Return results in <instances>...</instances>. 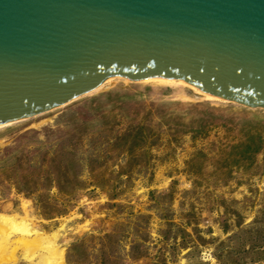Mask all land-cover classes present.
<instances>
[{
  "label": "rangeland",
  "instance_id": "1",
  "mask_svg": "<svg viewBox=\"0 0 264 264\" xmlns=\"http://www.w3.org/2000/svg\"><path fill=\"white\" fill-rule=\"evenodd\" d=\"M10 123L0 213L63 264H264L263 107L120 78ZM16 248L3 264L39 263Z\"/></svg>",
  "mask_w": 264,
  "mask_h": 264
},
{
  "label": "water",
  "instance_id": "2",
  "mask_svg": "<svg viewBox=\"0 0 264 264\" xmlns=\"http://www.w3.org/2000/svg\"><path fill=\"white\" fill-rule=\"evenodd\" d=\"M113 76L264 108V0H0V125Z\"/></svg>",
  "mask_w": 264,
  "mask_h": 264
},
{
  "label": "bare ground",
  "instance_id": "3",
  "mask_svg": "<svg viewBox=\"0 0 264 264\" xmlns=\"http://www.w3.org/2000/svg\"><path fill=\"white\" fill-rule=\"evenodd\" d=\"M120 78L129 80V78L124 76L110 77L101 86H107ZM144 80L151 81V83L157 82L169 85L182 84L191 87L204 98L225 100L180 78L156 76ZM9 124L11 123H7L6 125ZM11 247H21L27 253L29 251H36L40 258L38 264H63V251L57 242V237L45 235L33 222L29 213H26L25 216L0 213V264H3L2 259H4V256L9 252Z\"/></svg>",
  "mask_w": 264,
  "mask_h": 264
}]
</instances>
